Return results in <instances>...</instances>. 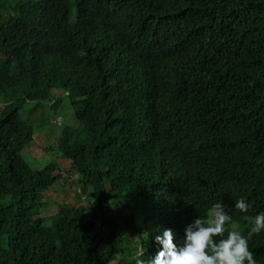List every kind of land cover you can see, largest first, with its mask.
<instances>
[{"label":"trees","instance_id":"obj_1","mask_svg":"<svg viewBox=\"0 0 264 264\" xmlns=\"http://www.w3.org/2000/svg\"><path fill=\"white\" fill-rule=\"evenodd\" d=\"M216 203L264 212V0H0V264H149Z\"/></svg>","mask_w":264,"mask_h":264},{"label":"clouds","instance_id":"obj_2","mask_svg":"<svg viewBox=\"0 0 264 264\" xmlns=\"http://www.w3.org/2000/svg\"><path fill=\"white\" fill-rule=\"evenodd\" d=\"M235 208L247 212L248 203L241 198ZM211 219L197 218L184 229V240L178 245L172 229H165L162 235L155 237L161 249L149 264H256L254 253L249 250L248 241L264 229V212L254 218V224L247 234L229 231L225 236V225L230 220L221 203L213 205ZM216 237H221L218 241ZM143 255V252H141ZM137 264H144L138 260Z\"/></svg>","mask_w":264,"mask_h":264},{"label":"rangeland","instance_id":"obj_3","mask_svg":"<svg viewBox=\"0 0 264 264\" xmlns=\"http://www.w3.org/2000/svg\"><path fill=\"white\" fill-rule=\"evenodd\" d=\"M46 114H47V111L45 112L44 115H40V114H39V116H36V117H38V118H41V117H43V116L46 117ZM47 116H48V115H47ZM35 126H36V129H37L38 126H37L36 124H35ZM38 152H40V151H37V150H36L35 152H32V153L28 152V153H27V157H26V158L28 159V161H29L32 165H36L37 163H40V164H41V162H43V161L45 160V158H46V156L43 155V156H44V157H43L42 154H40V153H38ZM36 153H38V154H37V157H39V159H41L40 162L38 161V158L35 157V154H36ZM33 154H34V155H33ZM59 187H60V186H59ZM53 209H54V207L51 206V207H49L46 211H51V210H53Z\"/></svg>","mask_w":264,"mask_h":264}]
</instances>
